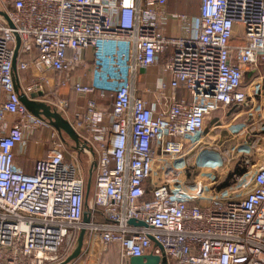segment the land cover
Wrapping results in <instances>:
<instances>
[{"label":"built area","instance_id":"1","mask_svg":"<svg viewBox=\"0 0 264 264\" xmlns=\"http://www.w3.org/2000/svg\"><path fill=\"white\" fill-rule=\"evenodd\" d=\"M166 3L0 0V264H79L91 240L103 249L118 244L121 259L154 254L166 264H264V163L249 179L239 178L231 195L202 202L200 189L190 193L177 178L152 177L157 160L183 171L206 117L246 101L241 84L248 69L264 81V0H200L192 17L166 12ZM170 24L187 35L166 32ZM18 39L27 99L44 96L48 86L68 85L80 95L111 100L102 108L89 97L76 123L68 118L89 146V169L77 154L67 159L53 131L56 140L31 172L14 167V148L47 126L17 90L12 64ZM87 48L91 82L71 80L70 72L85 65ZM152 66L169 76L170 92L157 78L154 89H145L154 91L150 104L134 95V83ZM180 86L189 100L174 94ZM163 97L168 106L157 112ZM261 122L264 128V115Z\"/></svg>","mask_w":264,"mask_h":264},{"label":"crops","instance_id":"2","mask_svg":"<svg viewBox=\"0 0 264 264\" xmlns=\"http://www.w3.org/2000/svg\"><path fill=\"white\" fill-rule=\"evenodd\" d=\"M199 5L200 0H167L165 11L168 13H185L189 17H192L198 14ZM189 22V20H186L184 25L188 27ZM165 31L168 33H175L177 35H187V30L185 28H180L175 24L166 26ZM83 57L86 59L85 65L72 70L70 72V79L87 83L91 82L92 76V50L90 48L85 49L83 51ZM246 73H249L248 78L242 80L241 84V89L247 91L248 94L246 101L213 111L204 121V128L202 133L199 135V140H203L206 136L209 137L210 135L215 137L218 136L219 140L221 135L218 131L223 130L225 131L222 134V138H225L223 140L236 138L237 136L238 140L246 141L245 136L250 135L252 138H247L248 141H251L250 143L256 140V142H259L256 146L257 149L260 146L264 147V128L261 124V119L264 115V81H256L257 72L246 71ZM159 77H162L165 81L166 92L169 93V76L166 73H161L157 67L152 66L147 68L145 71L141 70L137 73L134 83V95L136 97L146 99L150 104H152L154 102V91L147 92L145 89H154L157 78ZM255 84H260L259 89H261V94L258 96H256L258 92L255 89ZM45 92H51L52 95L60 96L62 101L66 104L68 118L72 123H76V116L85 110L87 98H94L97 104L102 108L110 107L111 102L110 99L98 97L96 93H93L89 97L80 95L72 90L68 85H54L53 88L48 86L46 87ZM174 94L184 100L190 99L183 86L175 89ZM167 106L168 100L166 97H163L161 98L160 103L155 105V110L157 112H161L166 110ZM103 123H108L107 119H105ZM205 129H208L206 134ZM39 139L42 141L41 145L35 143V140ZM54 140H56V138L54 139L51 137V132L49 130H36L32 135H29L25 145H18L14 148V167L23 172H31L33 170L34 160L43 156L46 149L52 145V141L54 142ZM252 147L253 146L250 148ZM165 161L167 162V160ZM199 163L200 161L197 157H195L190 163H188V165L185 163V165L188 166H185V169L190 168L191 166H195V169H197L200 165ZM208 163L209 162L205 160L204 166L208 165ZM156 166H161V162ZM162 167L165 168L164 173L166 172L163 174L164 177L169 180H173L172 176H174L175 173L179 175L185 172L183 170L178 173L172 169L170 163H165ZM152 177L153 179L158 180V177L154 176V174ZM176 178L178 179V176ZM120 257L121 255L118 244L113 243L103 249L98 241L91 240L83 255L82 261L79 264H129L128 258L121 259Z\"/></svg>","mask_w":264,"mask_h":264},{"label":"rangeland","instance_id":"3","mask_svg":"<svg viewBox=\"0 0 264 264\" xmlns=\"http://www.w3.org/2000/svg\"><path fill=\"white\" fill-rule=\"evenodd\" d=\"M261 65L264 67V64ZM247 71L250 72L249 69ZM48 76H51V74H48ZM247 78L248 75L244 74L243 80ZM34 97L35 99L31 98L28 100L40 107H49L51 109L46 112L43 108H37L34 105L29 108L31 112L35 113L47 125L39 129L49 130L50 132L53 131L55 135L61 138L68 149L69 155H67V159H72L70 153L77 154L79 158H83L85 167L89 169V156L85 152L84 146L81 144V139L78 138L74 132L73 137L69 136L57 122H68V110L60 96L52 95L51 92H48L44 96L37 97L34 95ZM54 112L57 114L56 119L52 116ZM207 132L208 129H205V134ZM218 132L221 135L219 140L218 136H206L188 155L185 156L186 165H188V163H190L195 157L198 158L200 165L197 169H195V166H191L190 168L184 169V173L179 175L175 173V177L172 176L173 180L178 176V181L181 187L190 193L200 189V194L203 199L200 200L201 202L208 200L213 196L223 197L231 195L237 190L235 189V184L239 178L242 177L249 179L250 175L264 163V147L260 146L257 149L256 146L259 142L254 140L250 143L251 141L247 140L248 137L252 138L250 135L245 136L246 141L238 140L237 136L236 138L223 140L225 138H222V134L225 131L219 130ZM251 146L253 147L250 148ZM163 158L170 161V158L167 156ZM205 160L209 163L204 166ZM158 162L159 161L157 160L154 163L153 174L161 180L164 178L163 174L166 172L163 173L164 169H162V165L159 167L156 166ZM237 170L243 172L238 174ZM225 181L229 184L222 186V183Z\"/></svg>","mask_w":264,"mask_h":264},{"label":"water","instance_id":"4","mask_svg":"<svg viewBox=\"0 0 264 264\" xmlns=\"http://www.w3.org/2000/svg\"><path fill=\"white\" fill-rule=\"evenodd\" d=\"M23 45L21 41L18 39L17 42V47L16 51L14 54L13 58V64H12V70H13V75L15 78V83L17 90L19 92L20 98L22 102L27 106V107H32L34 105L37 108H43L44 111H50L51 109L49 107H40L39 105L31 103L23 94L22 92V87H21V80H20V73H19V65H20V59H21V53H22ZM246 75H249V73H245ZM39 94H42L40 91ZM56 112L52 114V116L56 119ZM60 127L64 130L65 133H67L69 136L73 137V130L68 122H59L57 121ZM85 145V144H84ZM84 147L89 148V146L85 145ZM91 155L93 160L95 159L94 152L91 151ZM92 189H93V176L91 174L88 175L87 181L85 183V205H86V210L88 209L91 201V194H92ZM86 213V212H85ZM130 224H137V225H144V223L140 220L136 219H130L129 220ZM82 240H79V245H81ZM128 263L129 264H166V258L164 256H159V255H154V254H143L139 256H131L128 258Z\"/></svg>","mask_w":264,"mask_h":264},{"label":"trees","instance_id":"5","mask_svg":"<svg viewBox=\"0 0 264 264\" xmlns=\"http://www.w3.org/2000/svg\"><path fill=\"white\" fill-rule=\"evenodd\" d=\"M233 43H235V41H232ZM264 68V67H263ZM243 171H241V170H237V173L238 174H241ZM227 184H229L228 182H224V183H222V186H226Z\"/></svg>","mask_w":264,"mask_h":264}]
</instances>
